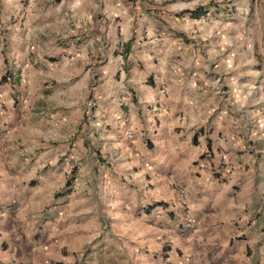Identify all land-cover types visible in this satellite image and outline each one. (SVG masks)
Listing matches in <instances>:
<instances>
[{
	"label": "crops",
	"instance_id": "1",
	"mask_svg": "<svg viewBox=\"0 0 264 264\" xmlns=\"http://www.w3.org/2000/svg\"><path fill=\"white\" fill-rule=\"evenodd\" d=\"M2 1V16L39 14L33 0ZM174 2L112 0L105 16L89 12L82 30L95 35L63 57L62 73L0 44V78L17 70L0 82V264L71 254V215L81 223L87 211L73 191L86 177L118 195L117 216L145 245L187 236L192 256L206 258L194 264H212L215 243L216 264H264V45L221 44L225 26L209 8L193 18L182 11L197 4ZM73 166V189L56 204Z\"/></svg>",
	"mask_w": 264,
	"mask_h": 264
},
{
	"label": "rangeland",
	"instance_id": "2",
	"mask_svg": "<svg viewBox=\"0 0 264 264\" xmlns=\"http://www.w3.org/2000/svg\"><path fill=\"white\" fill-rule=\"evenodd\" d=\"M28 1L25 0V4ZM110 1L112 0H33V12L39 9V14L35 12L34 16L28 18L29 22L23 23L26 20L25 17H20L15 13H11L10 16L0 14V44H15V50L18 52H22L26 47L28 57H34L38 53L41 60H47V64L49 61L53 65L54 71L62 73L63 57L72 56L71 52L79 44L84 43L91 35H95L88 29L87 31L82 30L84 22L87 20V14L97 12V14L105 16L109 10L107 6ZM118 1L125 2V0ZM169 1H175L174 3L190 7H195L196 4L208 6L213 12L211 17L216 19L217 24L219 23L217 26L220 29L225 26L222 36L219 35L220 41L222 40L221 44L264 45V0ZM210 3L212 4L209 5ZM2 6L3 1L0 0V9H2ZM216 9H220L221 12H217ZM104 19L106 18L104 17ZM71 48H73L72 51ZM1 51L5 56L4 52L8 50L3 49ZM261 56L264 58V46ZM8 57L11 58L9 52ZM42 62H37L34 66L38 65L46 72L47 67ZM121 66L125 70L124 65L121 64ZM68 67H73V65ZM76 67L80 68L78 65ZM87 67L94 68L93 65H87ZM14 73L16 74L17 70H14ZM91 98L94 97L89 93L86 100L90 106L94 102V99L91 101ZM73 169L76 171V167H71L70 174ZM95 180V177H86L87 188L82 191H73L74 199L76 198L79 201L82 198L81 204H84L87 210L86 220L84 215L81 214V223L77 222L80 217L71 215L73 223H76L77 232L76 236L74 234L71 236L73 251L71 254H67L68 256L66 255L65 258L62 257L61 260L63 261H55V257L52 256L49 264H194L193 262L197 259L198 262L206 260L202 256H192L196 247L195 243L187 236L170 244L160 238L150 241L151 243L149 242L148 245L138 240L127 228V220L124 217L117 216L119 212L125 211L124 208H120L118 205L119 199H116L118 195L113 193L105 184L101 187L102 181L99 178ZM67 188L64 183L57 192ZM72 189L73 186L67 192H71ZM59 199L61 198H57L56 204L67 202V199L64 201ZM56 204L51 203V206ZM34 208L36 209V206L32 208V214L38 213ZM131 209L130 213L134 217H138L137 211L139 209ZM7 212L11 211L7 210ZM188 213L186 220L184 219V213L180 215L181 219L184 220L182 223L183 229H187V226L190 229L195 226L193 209L188 210ZM79 224L82 228L85 226L86 233L82 232L80 235ZM179 225L176 224L177 227ZM38 234V232H34L32 243H34V240L39 239ZM202 243L203 245H200L201 249L208 246V242ZM196 246L199 247L197 244ZM168 250L172 251L170 253L171 257L167 259L165 255L169 256ZM210 250L213 254L207 259L212 264L223 262L218 244H212ZM62 251L64 255L67 252L64 249Z\"/></svg>",
	"mask_w": 264,
	"mask_h": 264
},
{
	"label": "trees",
	"instance_id": "3",
	"mask_svg": "<svg viewBox=\"0 0 264 264\" xmlns=\"http://www.w3.org/2000/svg\"><path fill=\"white\" fill-rule=\"evenodd\" d=\"M212 3H210L209 5H211ZM209 7L208 6H205V5H198L197 7L193 8V9H187V10H184L182 11L183 13H188L191 17L193 18H197V17H200L202 15H205L207 13V9ZM123 46V44H122ZM129 53V45L128 44H125L123 47H122V50H121V54L123 56V58H125ZM14 77V72L13 70H9L8 68L6 69L5 73L1 76L0 78V82L1 83H4L5 81H7L8 79L9 80H14L13 79ZM74 169L71 171V174L69 175V177L66 179L65 181V186L68 187L67 189H64L62 191H58V192H55L54 196L55 197H59L60 195H63V194H67L68 190H70V187H72V184H73V181H74ZM159 204H163L162 201H159L157 202L155 205H159ZM154 206V204L152 205ZM149 208V207H148ZM57 264H62V263H57Z\"/></svg>",
	"mask_w": 264,
	"mask_h": 264
},
{
	"label": "built area",
	"instance_id": "4",
	"mask_svg": "<svg viewBox=\"0 0 264 264\" xmlns=\"http://www.w3.org/2000/svg\"><path fill=\"white\" fill-rule=\"evenodd\" d=\"M121 46H122V44H121ZM162 91H164V89H162ZM189 229H190V227L187 226V229H186V230H189ZM184 230H185V229H184Z\"/></svg>",
	"mask_w": 264,
	"mask_h": 264
}]
</instances>
